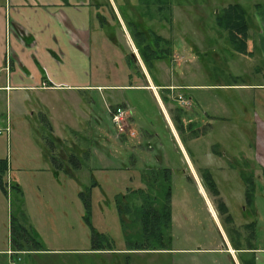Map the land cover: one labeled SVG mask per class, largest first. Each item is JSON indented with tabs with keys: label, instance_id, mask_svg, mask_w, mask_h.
Masks as SVG:
<instances>
[{
	"label": "rangeland",
	"instance_id": "obj_1",
	"mask_svg": "<svg viewBox=\"0 0 264 264\" xmlns=\"http://www.w3.org/2000/svg\"><path fill=\"white\" fill-rule=\"evenodd\" d=\"M99 1L108 22L104 20L103 35L117 46L101 58L102 69H109L101 73V79L110 84L116 77L121 80L125 72L135 73L128 68V55L124 54H133L136 63L141 57L143 46L138 43L137 32L146 39L155 34L169 42L166 59L151 61L147 70L152 80L175 86L171 91L161 89L158 95L170 115L177 118L174 125L190 159L194 150L197 168H214L220 197L239 221L241 206L246 207L240 174L256 179L260 173L253 157L257 116L264 122V105L259 107L264 103V31L257 32L255 4L264 0H114L120 16L133 22L132 29L127 27L138 44L137 53L126 33L116 29V12L112 15L107 9L110 0ZM234 4L247 14L253 35L252 56L236 54L227 33L216 25L217 14ZM113 63L119 70L111 71ZM106 94L110 98L94 97L96 121L88 115L86 121L83 119L82 111H90L88 103L67 104L59 92L47 95L42 107L54 134L65 141L61 145L51 137L43 120L32 118L38 107L30 97L21 100L13 93L6 99L0 93V161L7 166L2 177L5 193L0 190V264H11L17 258L21 264H235L229 253L201 251L228 250L226 237H237L239 226L230 225L218 213L215 199L204 184L207 206L196 183L182 175L189 171V162L173 139L156 96L151 90ZM126 102L130 110L120 108V122L115 124L116 106ZM50 145L55 148L54 156L65 162L61 170L50 163ZM71 156L76 168L71 165ZM163 168L171 171V241L164 251H126V239L139 236L141 231L134 212L144 202L133 191L144 190L157 198L155 207H160L161 179L150 182L145 177ZM86 192L89 214L80 198ZM117 205L131 208V215L122 217L123 227ZM15 222L38 247L19 240L12 231ZM91 228L107 239L100 255L91 252ZM14 240L21 245L19 251ZM7 251L14 254L10 256Z\"/></svg>",
	"mask_w": 264,
	"mask_h": 264
},
{
	"label": "crops",
	"instance_id": "obj_2",
	"mask_svg": "<svg viewBox=\"0 0 264 264\" xmlns=\"http://www.w3.org/2000/svg\"><path fill=\"white\" fill-rule=\"evenodd\" d=\"M110 2L111 4L108 2L107 9L112 15L116 12L118 25L116 29H121L126 33L137 53L138 47L129 32V28L134 26L133 22H130L128 17L122 18L117 11L114 0H110ZM100 3L99 0H0V93H4L6 99L10 98L13 93L21 100L30 97L31 102L33 101L38 107L31 114L32 118L43 120L47 124L50 135L52 134L51 137L62 145L65 141L54 134L53 127L49 123L51 121L47 119L44 113L46 109L42 107L48 101L47 95L59 92L63 93L67 104L70 102L73 105L88 103L90 111H82L83 119L86 121L88 115L93 116L94 121H96L97 117L92 107L95 104L94 97L97 94L100 97L110 98V95L106 94L107 92L123 93L151 90L157 98L165 120L172 129L173 139H176L184 157L189 162V171H186L187 173L183 171L182 175L187 180L196 183L206 206L209 205L204 189H202V184H204L202 172L208 170L215 182L212 170L214 168L210 166L197 168L195 160L193 161V156H196L194 150L191 152L189 150L192 156L190 159V155L184 149L178 136V129L174 125L177 118L174 119L170 115L169 108L164 106L158 95V91L161 89L171 91V88H175V86L168 83L162 84L160 79L153 78L154 82L143 59L138 56L136 63L134 55L129 54V52L124 55H128L127 66L135 70L134 74L125 72L121 80L116 77V80L110 81V84L101 79V73L109 71L107 66L102 69L104 61H101V58L103 59L104 53L115 51L117 46L112 45L111 39L103 35L102 28L108 22L102 13ZM255 8L259 19L257 32L261 33L264 31V2L255 4ZM249 32L250 30L246 42V56H252L254 49V44L250 41L253 35ZM122 37L124 40V35ZM125 47H127V43ZM117 66L115 63L109 67L111 71L113 68L119 70ZM160 66L159 63L157 67L160 69ZM236 87L247 88L248 86ZM163 99L166 101V98L163 97ZM263 105L264 103L259 104L260 109ZM120 108L126 111L130 110L127 102L122 103V106H116V110L120 111ZM47 112L49 113L48 109ZM128 119L132 120L130 116ZM78 120L80 121L79 118ZM98 127H101L100 122ZM256 129L257 133L254 140L256 154L253 161H255L256 164L254 165L258 167L260 173L258 178L254 179L255 191L251 204L246 203L244 191V201L247 208L241 206V219L235 221L229 212V207L220 197L231 217L230 225L237 224L239 226V234L235 237L238 240L236 241L235 238L228 235L226 237L223 233L227 242L229 241L228 250H201L209 253L223 252L226 255L229 253V259H233L235 264H264V122L259 116H257ZM177 142L175 143L177 144ZM82 151L81 154H84L86 150ZM180 163L183 166V160ZM223 168L225 169V166ZM228 168L232 169V166ZM71 171L68 167L69 176L73 175ZM240 176L242 177L241 174ZM242 182L244 183V180ZM171 223L174 224L172 200ZM28 246L30 247V245ZM14 247L15 250L19 251L17 246L14 245ZM91 252L96 255L101 254L100 251ZM233 253H237L238 256H234Z\"/></svg>",
	"mask_w": 264,
	"mask_h": 264
},
{
	"label": "trees",
	"instance_id": "obj_3",
	"mask_svg": "<svg viewBox=\"0 0 264 264\" xmlns=\"http://www.w3.org/2000/svg\"><path fill=\"white\" fill-rule=\"evenodd\" d=\"M259 8V7H258ZM247 14L245 10L238 4L229 5L227 8L222 10L221 14L216 16V25L224 32L227 33L228 38L233 46V49L236 54L245 55L246 54V41L248 40V20L246 18ZM136 37L138 43L143 46L141 58L143 59L146 67L150 68L151 61L153 60H162L166 59V52L171 46L169 42L162 38L161 36L153 34L150 38L146 39L142 32H137ZM135 37V38H136ZM138 47V44H137ZM140 52V51H139ZM55 148L53 145H50L48 158L51 163L56 166L57 170L63 168L62 161L58 160L54 156ZM87 154V152H86ZM85 155V158L88 159ZM75 158L70 157V162L74 168L77 167ZM7 170L6 162L0 161V190L5 193V188L2 182V177ZM159 177L161 183V192L162 201L160 207L156 208L155 205L158 203L157 198L154 200L148 193H145L144 190L138 189L133 192H137L141 195L143 199V204L140 207L135 208V217L140 226V233L137 237L125 238L127 240L126 251L130 252H141V251H164L166 250V243L169 244L170 239V229H171V171L169 169H158L152 170L150 176L145 178L154 182V180ZM264 177V171H263ZM202 178L205 188L209 191L211 196L215 199L217 211L220 215L225 216V221H230L231 217L228 215V209L222 199L220 198V193L217 189V186L212 178L211 173L208 170L202 172ZM245 185V198L246 203L251 204L254 191H255V182L253 177L242 175ZM153 180V181H152ZM95 184H93L94 186ZM126 198V196H124ZM81 200L85 204L87 213L89 214V194L86 192L80 194ZM156 201V202H155ZM156 203V204H155ZM118 216L122 227L125 225L123 220L124 215H131V208L127 205L123 209L121 206L117 205ZM133 216V215H132ZM88 225V218H85ZM13 233L18 234L19 240H25L26 244H31L32 247H38L29 235H27L26 230L18 223L15 222L14 226L12 225ZM91 243L92 251H103L104 246L103 242L107 241L106 237L103 234L97 233L91 228ZM14 240L15 246L21 248V245Z\"/></svg>",
	"mask_w": 264,
	"mask_h": 264
},
{
	"label": "built area",
	"instance_id": "obj_4",
	"mask_svg": "<svg viewBox=\"0 0 264 264\" xmlns=\"http://www.w3.org/2000/svg\"><path fill=\"white\" fill-rule=\"evenodd\" d=\"M120 112L121 111H117L116 113H114L115 115H114L113 122L115 124H119V122H120V114H121ZM7 254L12 256L14 253H12L11 251H8ZM20 262H21L20 258H17V260L15 262L11 261V264H21Z\"/></svg>",
	"mask_w": 264,
	"mask_h": 264
}]
</instances>
